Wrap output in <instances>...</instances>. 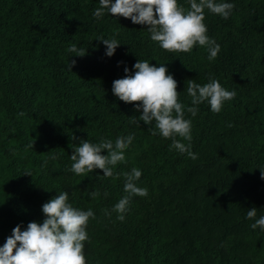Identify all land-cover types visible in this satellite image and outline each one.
<instances>
[{"label":"trees","instance_id":"1","mask_svg":"<svg viewBox=\"0 0 264 264\" xmlns=\"http://www.w3.org/2000/svg\"><path fill=\"white\" fill-rule=\"evenodd\" d=\"M232 2L227 20L205 10L208 35L220 44L209 61L206 47L164 50L145 25L94 18L99 0H0V245L17 224L42 221V204L67 191L74 207L95 213L87 264H264V232L246 218L251 208L264 215V0ZM98 37L121 44L107 57ZM73 44L86 54L69 53ZM137 60L164 64L186 106L189 79L203 85L212 75L236 91L220 113L206 103L195 117L185 112L196 159L134 124L139 102L113 95L112 82ZM129 133L135 139L114 167L118 178L68 170L72 144ZM133 167L149 195L133 196L121 221L112 209Z\"/></svg>","mask_w":264,"mask_h":264},{"label":"clouds","instance_id":"2","mask_svg":"<svg viewBox=\"0 0 264 264\" xmlns=\"http://www.w3.org/2000/svg\"><path fill=\"white\" fill-rule=\"evenodd\" d=\"M187 3L188 8L185 9L178 0H99V7L92 14L96 19L107 13L112 17L130 19L133 24L145 25L150 39L164 50L188 53L196 46L206 47L207 59L213 61L220 52V44L208 35L204 23L205 10L227 20L235 9V3L232 0H187ZM96 39L106 46L107 57H111L121 44L114 37ZM68 51L75 56L86 54V49H80L75 44ZM74 63L71 61L68 64L70 71ZM120 63L117 62V65ZM132 69L134 71L130 72L125 66V75L115 79L111 88L120 101L139 102L133 108L140 115L132 122L139 125V121H143L152 135L170 139L171 149L196 159L197 154L191 150L192 120L185 117V112L195 117L199 105L206 103L211 112L220 113L225 103L235 98L236 91L226 89L212 75L203 85L189 79L187 93L191 104L186 106L178 98L177 81L164 64L153 65L149 60H137ZM134 139L131 133L117 136L114 141L108 138L99 142L81 139L78 144H72V164L68 170L76 175H86L94 169H101L102 176L118 178L114 167L125 161V152ZM52 158L55 159V156ZM122 175L127 195L122 196L112 209L119 214L121 221L129 211L133 196L149 195L148 189L138 184L142 169L133 167ZM261 178L264 179L262 170ZM56 193L42 204V221L29 222L24 230H21V224L12 229L11 235L0 245V264H87L84 252L85 242L90 239L87 225L90 218H95V213L91 208L83 210L74 207L67 191ZM246 218L254 221L252 229L264 232V215L258 217L256 208L249 209Z\"/></svg>","mask_w":264,"mask_h":264}]
</instances>
